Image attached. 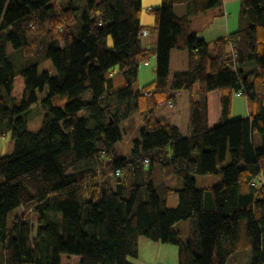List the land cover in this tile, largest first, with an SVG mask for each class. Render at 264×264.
<instances>
[{
	"label": "trees",
	"instance_id": "16d2710c",
	"mask_svg": "<svg viewBox=\"0 0 264 264\" xmlns=\"http://www.w3.org/2000/svg\"><path fill=\"white\" fill-rule=\"evenodd\" d=\"M179 1L150 8L147 28L142 0H0V134L13 141L0 156V264H61L62 255L132 264L141 236L176 245L178 264H225L243 249L264 264V0H240L237 29L210 41L191 16L221 0L189 1L177 15ZM144 29L157 30L154 49L143 46ZM172 49L186 50V69L170 72ZM153 55L155 78L135 89ZM45 59L54 73L39 70ZM17 68L25 88L8 105ZM45 89L33 131L24 114ZM181 89L185 134L158 116ZM234 96L245 97L246 116L231 118ZM134 114L140 134L120 156L121 123ZM197 175L218 177L198 186ZM171 176L181 185L165 186ZM186 220L184 240L177 225Z\"/></svg>",
	"mask_w": 264,
	"mask_h": 264
},
{
	"label": "rangeland",
	"instance_id": "374dc122",
	"mask_svg": "<svg viewBox=\"0 0 264 264\" xmlns=\"http://www.w3.org/2000/svg\"><path fill=\"white\" fill-rule=\"evenodd\" d=\"M162 0H142V10H141V21H152L154 20V14L152 11H149V6L153 3H156V7L161 4ZM152 3V4H151ZM239 7L236 9V16L238 15ZM144 19V20H143ZM149 23V22H146ZM147 39V37L143 38V42ZM111 37L109 36V44L111 45ZM177 52H180L176 50ZM149 64L145 65L143 62L140 64L139 69V77L138 80L134 84V88H139L143 86L146 82L150 81L154 78V67H155V58L151 56L149 58ZM19 64V63H18ZM175 64V63H174ZM39 70H49L51 73H54V66L49 59H45L39 64ZM25 88L24 78L22 74L19 72L17 68V75L15 77L13 88L11 95L14 99L7 100L8 105H12L13 103H18L21 98L23 91ZM46 95V89L43 92L38 91L37 104L32 107L28 112L24 114V118L27 123V127L30 130L37 131L41 128L43 120L45 119L46 112L42 108V99ZM91 95L90 92L87 93V96ZM187 96V95H186ZM217 99L215 97L210 98L211 108L214 107L217 109ZM168 108L166 105L162 106L159 110V114L161 110ZM179 108L181 110V131L183 134L186 133V124L188 122V112L189 106L187 100H182ZM246 99L244 96H234L231 110V118L244 117L247 113ZM213 117V116H212ZM184 121V122H183ZM121 127L123 129V137L116 144V149L120 156H127L131 152V147L133 144V140L139 137L140 129L142 127V117L140 114H134L130 118L124 120L121 123ZM255 143L258 144V138L260 137L259 133H255ZM260 144V143H259ZM13 151V141L11 139V133L7 132L6 134H0V156L10 154ZM81 166V165H80ZM211 177V178H209ZM216 175L212 176H196V182L198 186L203 185H213L216 182ZM181 177L172 176L166 180L165 185L170 187H177L181 185ZM177 195L176 193H170L167 195V204L169 206L177 205ZM21 211V210H20ZM191 228V222L180 221L177 225V229L181 231V236L184 240L188 239L189 232ZM138 255L136 257H129V261L132 264H158L162 262L164 264H178L177 261V252L178 248L174 244L163 243L159 241H153L145 236H141L139 238V246H138ZM252 259V254L250 249H243L233 253L226 261L225 264H250ZM79 258L77 256H61V264H77Z\"/></svg>",
	"mask_w": 264,
	"mask_h": 264
},
{
	"label": "crops",
	"instance_id": "0c3cea01",
	"mask_svg": "<svg viewBox=\"0 0 264 264\" xmlns=\"http://www.w3.org/2000/svg\"><path fill=\"white\" fill-rule=\"evenodd\" d=\"M154 1L156 2L157 0H154ZM189 1H192V0H180L179 2H177L174 5L175 13L177 15L185 14L187 12V3ZM155 4L156 3H153L152 5H150L149 9L156 7ZM237 7H239V11H238V15L236 16ZM240 8H241L240 0H221L220 5L193 14L191 16L192 29L197 33V35L200 38H203L207 41H210L219 36H225L229 34L230 32L237 29L238 24H239ZM144 22L145 23H142L141 21L142 25L147 28H149L151 25L154 24V20L152 21L145 20ZM146 22H149V23H146ZM148 30L149 31L147 35L141 36V41L144 47L154 49L156 46V42H157V30H152V29H148ZM144 37H147V39H145V41L143 42ZM176 50L180 52H177ZM153 56L155 58V55ZM155 63H156V58H155ZM148 64H145V65H148ZM186 68H187L186 50L185 49H172L170 53V72L172 73L175 70H182ZM138 77H139V73H138ZM138 77H137V80H138ZM153 79L146 82L145 84L151 82ZM177 93H178L177 104L172 107L169 105H166L168 108H165L164 110L162 109L161 113L160 114L158 113V116L170 123H174L178 125L181 130V124L183 123L181 119V110L179 108V105L181 101L184 99L185 101L187 100L188 102V92L184 89H181ZM219 96H220L219 93H217L216 91H213L209 94V101H210V98L215 97L217 99V102H215V104L218 105ZM188 106H189V102H188ZM160 109L161 108H159V110ZM188 117H189V112H188ZM218 117H219V114L216 111V109H214L213 117L210 115L211 123L217 122ZM185 126H186V131H187L188 122ZM181 133L183 134L182 131ZM205 177H208V176H205ZM167 179H169V177ZM165 182H164V185H165ZM165 186H168V185H165Z\"/></svg>",
	"mask_w": 264,
	"mask_h": 264
},
{
	"label": "built area",
	"instance_id": "2783aa9c",
	"mask_svg": "<svg viewBox=\"0 0 264 264\" xmlns=\"http://www.w3.org/2000/svg\"><path fill=\"white\" fill-rule=\"evenodd\" d=\"M147 34H148L147 30L144 29L142 31V35H147ZM145 63H147V62H145ZM116 174L119 175L120 174V170H116Z\"/></svg>",
	"mask_w": 264,
	"mask_h": 264
}]
</instances>
